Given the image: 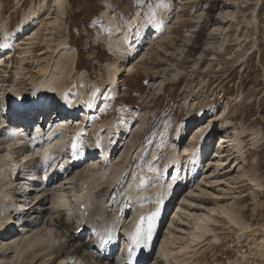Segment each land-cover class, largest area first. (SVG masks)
Wrapping results in <instances>:
<instances>
[{"label":"rangeland","instance_id":"1","mask_svg":"<svg viewBox=\"0 0 264 264\" xmlns=\"http://www.w3.org/2000/svg\"><path fill=\"white\" fill-rule=\"evenodd\" d=\"M109 11L117 15V30L106 22ZM134 17L138 21L132 31H140L144 38L142 54L131 64L133 73L117 96L104 88L99 110L88 124L90 134L95 121L109 122L123 134L113 164L127 166L129 175L112 192L110 202L121 205L136 178L143 173L163 175L169 160L177 157L181 166H172L173 172L179 169L183 179L189 174L190 183L170 216L163 244L170 236L171 241L177 240L173 249H179L196 235L195 225L204 221L218 238L214 241L213 236H207L188 264H264V0H0V26L10 27L8 38L0 33V45L17 44L18 31L25 34L19 38L22 44L14 52L11 71H0V98L9 88L17 94L30 93L44 76L51 78L61 72L59 63L75 53L77 72L64 80L71 100H76L78 89L86 91L88 87L90 93L95 83L109 85L111 69L106 64L117 67L120 62L112 49L114 39L119 35L121 40L129 33L131 29L125 26ZM38 20L42 25L37 29ZM35 35H39L36 43L25 45ZM27 49L31 52L26 56L23 52ZM104 95L106 103L101 102ZM78 118L75 126L82 123L81 116ZM3 120L0 110V122ZM201 129H214L216 139L211 144L194 145L193 154L188 155L190 140ZM10 131L0 130L1 152L7 140L3 136L8 137ZM87 134L86 142L92 137ZM230 137L243 148V162L234 159L228 144L223 147L222 160V140ZM60 144H55L43 161L37 163L34 157L35 162L24 164V173L34 170L35 178L45 176L38 175L36 166L45 173ZM207 145L211 155L204 159L201 155ZM93 146V141L87 142L88 159L96 157ZM193 155L194 166L190 165ZM107 187L100 186L104 189L100 197ZM212 209L216 214L212 215ZM236 219L249 227L244 242L239 240L240 227L233 223ZM70 220L69 215L58 218L68 224L72 234ZM83 239L90 247L95 241L94 236ZM27 250L25 256L30 259L37 254ZM1 255L0 264L14 261H1Z\"/></svg>","mask_w":264,"mask_h":264},{"label":"bare ground","instance_id":"2","mask_svg":"<svg viewBox=\"0 0 264 264\" xmlns=\"http://www.w3.org/2000/svg\"><path fill=\"white\" fill-rule=\"evenodd\" d=\"M109 14H107V20L113 26L112 28H116V21H115L116 16H114L113 13H109ZM137 21H138V17H134L133 20L128 22V24H130V23L131 24L129 27L127 24L125 26V28L126 29L130 28L131 30L129 31V33L127 32L126 36L123 39H121L122 41L118 38L119 35L116 36V38L114 39L112 49H113L114 53L116 52L115 56H116V54L118 56V57L116 56V59L118 58L119 60H117L116 62L120 61L119 66L116 67L115 64H113V63L110 64V62L106 64V67L108 66L107 68L109 70L111 69L109 78L112 79L114 77H117V81H116L117 84L122 80L125 81V77L128 76L127 74L133 72L131 64L133 62H135V60H137L139 55H141L142 53L138 52V54L136 56H134V54L137 53V51L142 46L143 47L145 46L144 38H143L142 34L140 33V31L138 33H136V32L134 33V31H132V27L135 26ZM37 24H36V27L34 26V28L38 29L41 27L42 21L40 22L38 20ZM27 28H29V27H27ZM162 29H158V30H162ZM6 30H7L6 25L0 26V31L2 33ZM116 30H117V28H116ZM135 31H137V30H135ZM4 35H7V34H4ZM36 35H37V33H36ZM36 35L32 39H29L28 43L25 45L30 44V46H33V44L36 43V41L39 37V35H38V37L36 38ZM16 36L18 37V39L15 40L17 42V44L15 42H13V43L9 42V44L6 46L2 47L0 45V52H6L9 54L10 57L13 56L14 55L13 53L16 51V48H14V46L16 45V47H18L22 44V43H18V41H19V38H21L22 36H25V34H23L22 31H18ZM62 42H61L62 44H65L64 41H62ZM66 45H69V43ZM69 47H72V46L69 45ZM72 49H73V47H72ZM62 50H66V48L62 49ZM29 52H31V50L27 49V51L24 50L23 53L26 54V56H27V53L29 54ZM133 56H134V58L132 59ZM131 59H132V61H130ZM0 62H3V59H1ZM62 62H60L58 65V66H62L61 72L55 73L53 75V77H51V78H47L46 76H44L43 79H41V81L36 84L35 88L38 91L44 90V92L51 93V97H52L51 99H53L54 102L61 104L63 106L69 105L71 108V110L69 111L71 116L77 117L78 114L75 113V108L79 105H83V107H85L84 103H86L88 100H90V103H92V110L96 109L97 103L95 101V98H96L97 94L94 95V97L90 98L89 94L87 93L88 89H89L88 87H87L86 91L82 90V88L78 89L79 91L77 90V95H78V98H80V99L77 98V100L75 102H73L71 100L70 96L68 95L67 88L66 89L64 88L65 87L64 80L67 78V76L70 77V75L75 71V67H76V69H78L77 68L78 53L77 54L75 53L73 55L69 54V56L67 57V60L65 59ZM64 72H65V74H64ZM76 72H77V70L74 73H76ZM131 75H129L128 77H130ZM101 88H102L101 84H96L94 89L95 90L99 89V91H100ZM118 89H119V85H117L115 88H113V91H117ZM1 93H2V89L0 87V95H1ZM4 93L6 95H8L9 101H11L14 97H15V100L18 101V99L20 97V96L16 95L18 92H16V90L13 88H12V90H11V88H9V90L4 91ZM21 93H23V92H21ZM31 96L34 99H36V92H34ZM107 100L108 99L104 97L102 102L106 103ZM4 101H5V99H4ZM26 105L27 104H25L24 107H26ZM105 108H106V106H105ZM225 115H226V112L225 113L223 112L221 118H224ZM14 117H18V115L15 114ZM7 118L10 119V117L8 115H7ZM89 119L90 118H88L87 121H89ZM228 123H229V121H228ZM5 124H6V121L0 122V129L2 127H4ZM93 125H95L94 126L95 128H93V132H92L93 135L90 134V131H88V134L92 136L91 138L88 139V141H93L97 146H99L102 149L100 162H98L96 160V158H93V159H91V163L88 164V167H86L82 170H79L83 166L82 162H78L76 165H72L71 164L72 158L70 157L67 171H69V174L70 175L72 174V176L70 179H68L70 175L67 174V171L64 172V174H62L63 173V171L61 170L62 165L59 162V159L63 158L64 154L59 153V155L55 158V160L50 161L52 166L49 167L46 170V172L44 173L45 174V178H44L45 180L43 182V185L41 186L43 194H40V195H47L49 193V195L47 197H45L44 199H42L41 201H39L37 204V207L34 208L35 213H33V216L36 215L35 220H34V222H35L34 226L35 227L30 226V228H29L30 234H28V232H27L21 239L19 238L20 239L19 241H18V239L15 238L9 244L8 241L10 239H12V236H10L9 239L4 238L7 227L4 228L5 227V226H3L4 224L0 221V240L2 239L0 242V253H2V255H1L2 260L1 261H4V259H9V260H14L10 264H48V262H50V260L53 258V255L57 254L58 256H60L61 262H64V263L68 262L66 264H70V263L79 264V262L75 261L76 258H81V261L84 264H109L107 260L102 258L100 254H98V252H97V251H99L98 249H97V251H95V247H96L95 245L96 244L93 245L92 247L87 246L86 244H84V239H83L82 235L77 232V228L74 227L75 232L73 231L74 234L73 233L71 234L68 231V226H67L68 224H66V223L64 224V221L63 222L58 221V218L61 219V216L63 213L62 210L65 208H69V206L73 210L72 214H74V212H76V211H79L78 209L83 210L84 213H87L89 209H91L92 211L98 209L100 203L103 202L107 196H105L104 198H100L99 193H98V189L96 188V186L99 188V186L105 184V185H110L113 187L115 185V183L120 179V177H119L120 175L122 177V180H124V178H126L128 176V169L127 168L124 169V170H126V172H124V170H122V172H118V170H120L121 167H118L117 165L112 164V162L106 167L103 163V159L108 157V155L111 152H112V155H114L116 153V151L118 150L115 146L119 147L118 141H120V135H117V140L116 139L114 140L112 138L113 141L111 140L112 141L111 142L109 140V138L112 136L113 131H115L114 128H112V126H110L109 124H101L98 121H95L93 123ZM104 130L106 132H104ZM211 131H212L211 129H208V130H202L201 129L197 132L199 134L194 135V137L192 139H195V140L201 139V142H204L203 141L204 135L206 133L207 134L211 133ZM10 132L11 133L8 137L3 136V139H7V140H5V143H4L7 147L6 157H3L5 155H3L2 152L0 151V183H2L0 185V189H1V187H6L8 192L5 191V194H3V196H5L7 198L10 197L9 191L12 189V186L14 183L13 178L11 176V173L15 174L17 172V171H15V169H13L11 173H4V174L1 173V169L7 168L8 166L12 165L8 159H13L18 154L19 150L21 152H23V155L24 154H27L26 156L29 155V158H34L35 153L37 155L42 150L43 152H41V156L43 157V159H46L50 155V151L54 147V145L55 144L59 145L60 144L59 140L61 138L65 137L64 135L66 134V132H62L63 134H61V136H59V137H54L52 134L48 139H44V137L42 135H36L33 138L32 137L27 138L28 132L25 131V129H22L21 131L13 130ZM50 133H53V132H50ZM7 134L8 133H6V135ZM74 134H75V136H73L72 139L74 137L78 136L81 138V142H82V137H81V134L79 133V131H75ZM85 135H86V133H85ZM234 138H237V137L235 136ZM49 139H51V140L48 141ZM33 141H34V143H37V147L39 149L33 148V144H29L30 142H33ZM52 141L53 142L55 141V142L50 143ZM115 141H116V143L114 144ZM45 142H47L48 144ZM84 142H86V141H84ZM0 144H2V143H0ZM112 144H114V146ZM226 144H228L226 148L231 146V148H232L231 151L235 152V153L234 152L232 153V155L235 157L234 159L238 162H243V161H241L244 158V156L242 154L243 148L240 147V144H236V140H232L231 137L229 139L222 140V149H224L223 147ZM22 145H24V146L27 145V147L22 149V147H21ZM41 146H43V147H41ZM60 147L61 148L66 147L65 143L64 144L61 143ZM193 147H194L193 144L189 145V147L187 149L188 155L193 154ZM36 149H37V151H36ZM69 149H70V147L68 148L67 152H64L66 154V158L68 157L67 154L68 155L70 154ZM2 151H4V150H2ZM128 151L131 152L132 148L129 147ZM224 151H225V149H224ZM205 154H206V152H205ZM194 159H195V156L193 155V158L190 162V165H192V166H194V164H195ZM37 163H38V161H37ZM218 163H220V162H218ZM179 164L180 163H179L177 157L172 158L169 160L163 175H159L158 172H153L154 174H152V175L143 173V175L141 177L136 178L135 182L131 183L130 187L127 189V192H126V198L127 199L125 200V203L127 204V206L129 205V207H128L127 211L125 210V214L122 217V219H123L122 220L123 221L122 233L123 234H125V231L129 232L133 228V226L138 223L140 217L143 214H147V217H148V215L151 214V211L155 210L158 206V203L161 200H163V198L167 195L168 189L170 187H172L174 184H177L178 186H181L183 188L185 187V184H182V183L179 184L178 183L180 181L179 180L180 176L178 175V172H179V169L181 166V165L179 166ZM239 164H241V163H239ZM175 165L179 166V169H178V172H176L174 175L173 182L171 184H169L166 177H167L168 173L170 172V170L172 169V166H175ZM96 167L98 168V170L95 172V170H92V169L96 168ZM24 168L25 167L23 165V167H22L23 172L25 170ZM37 169H39L38 166H36V170ZM101 170H102V173H101V176H99V173ZM28 175L32 176V177H29L27 179L26 183L23 184V186L20 188V192L18 195L20 198H23V199L26 198V194L28 193V191L31 188L37 186L35 184L36 178H35L34 174L28 173ZM40 179H42V178H40ZM60 179L68 181L66 183V184H68L67 185L68 187L66 189L62 188L64 190H61V189L58 190V189H55L54 187H52V186L57 185L58 180H60ZM186 179L187 180L189 179V174H188V177ZM84 184H87L88 186L86 188H84L83 187ZM63 186H65V185H63ZM256 186H259V185L256 184ZM23 188H25V189L23 190ZM62 192H64V193L66 192L67 195L64 196ZM0 194H1V191H0ZM55 194H57V195H55ZM81 202H83V203L81 204V206L78 207L77 204H80ZM48 204L51 206L46 207V205H48ZM2 205L3 204L0 201V216L3 214V212H2L3 206ZM19 207H21V206H19ZM152 207H154V208H152ZM118 210H119V208H118ZM126 212H128L130 214L128 215ZM210 212L212 213V215H214V214H216V209H214V210L212 209ZM36 213H38V214H36ZM94 213H96V211ZM94 213L91 212V216L94 218V220H92V223L94 225L93 229H96L99 237L103 236L106 231L110 232L112 230L114 232L113 228L115 225V221L113 218H111L109 211L105 210L102 213L98 212L96 217H94ZM117 215L122 216L123 212L119 213V211H118ZM21 216L23 217V220H29L30 219V217L28 215H25V212L23 214H21ZM208 217H210V216H208ZM118 218H120V217H118ZM3 219L6 220L7 217H5ZM239 221H240V219H236L233 221V223L235 224V227H237V226L240 227L239 228L240 233L241 232L245 233V231H247L249 229V227L246 224H239ZM228 222H229V220H228ZM202 223H203V225H195V229H193V230L196 231V235L192 238V240H188V241H186V243H183L179 249H178V247L175 250L173 249V246L177 244L176 243L177 240L174 239L173 241H171V239H173V238L170 239V236L165 237L164 238L165 242L163 244V241H162V244L160 246L161 248L159 251L161 254L164 253V256L158 257L157 261L159 262V264H164L162 262V260H160L161 258L163 259L165 264H188V263H191L193 256H195L196 253L198 254L196 247L201 245V243L203 242V240L207 236H209V239L213 236L212 239L214 241H216L218 237L214 234L213 229L209 227V222L206 223V222L202 221ZM89 224H90V222H89ZM52 230L55 232V235L51 234L50 231H52ZM170 231H171L170 234H173V233L175 234V232L173 230H170ZM93 233L96 234L95 232H93ZM130 235L129 234L126 235L128 237V240L126 243L127 246H128L129 238H131ZM112 238H117L115 233H112ZM262 238L264 240V236ZM3 241H4V243H3ZM218 241H219V239H218ZM45 242H47L48 245L41 246L42 243H45ZM217 242H213V243H217ZM209 244H212V242H209ZM26 248H28V250H27L28 253H31L32 251L34 252V250L37 249V252L36 251L34 252V254L35 253H37V254L33 255V257L30 259V256L29 257L25 256V254H27ZM191 248H193V250H191ZM104 251H105L106 256H108V255L110 256V253L108 252L109 251L108 248L104 249ZM14 255H16V256H14ZM124 256H125V252L123 250L119 254V257H122V259H124ZM21 258H23V260H21Z\"/></svg>","mask_w":264,"mask_h":264},{"label":"snow or ice","instance_id":"3","mask_svg":"<svg viewBox=\"0 0 264 264\" xmlns=\"http://www.w3.org/2000/svg\"><path fill=\"white\" fill-rule=\"evenodd\" d=\"M75 147V145L73 146ZM158 213H154L153 215L145 218V217H141L140 218V223L137 224L136 226V232H137V237L140 235V233L142 232V226L144 225V222L145 220H147V230H146V235L147 237L150 239L151 238V235H152V231H153V228H154V220H155V217Z\"/></svg>","mask_w":264,"mask_h":264}]
</instances>
